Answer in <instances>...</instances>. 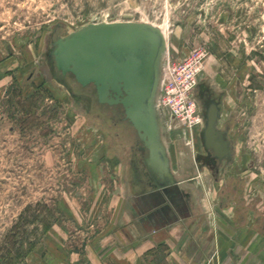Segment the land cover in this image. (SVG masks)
Returning a JSON list of instances; mask_svg holds the SVG:
<instances>
[{
	"label": "rangeland",
	"instance_id": "rangeland-1",
	"mask_svg": "<svg viewBox=\"0 0 264 264\" xmlns=\"http://www.w3.org/2000/svg\"><path fill=\"white\" fill-rule=\"evenodd\" d=\"M124 22L165 34L156 108L174 169L200 151L199 105L182 100L181 85L194 98L204 80L225 95L245 188L235 204L207 207L230 205L238 222L250 210L264 225V0H0V264L83 263L113 226L127 179L117 113L80 105L45 55L83 27Z\"/></svg>",
	"mask_w": 264,
	"mask_h": 264
},
{
	"label": "water",
	"instance_id": "water-1",
	"mask_svg": "<svg viewBox=\"0 0 264 264\" xmlns=\"http://www.w3.org/2000/svg\"><path fill=\"white\" fill-rule=\"evenodd\" d=\"M55 66L83 88L94 85L99 104L121 106L150 151L149 167L176 186L157 119L156 99L167 41L150 23L92 24L54 44ZM220 109L212 102L203 112L214 133Z\"/></svg>",
	"mask_w": 264,
	"mask_h": 264
},
{
	"label": "crops",
	"instance_id": "crops-1",
	"mask_svg": "<svg viewBox=\"0 0 264 264\" xmlns=\"http://www.w3.org/2000/svg\"><path fill=\"white\" fill-rule=\"evenodd\" d=\"M192 193L185 213H142L135 208L136 199L129 200L125 183L113 226L88 244L85 262L75 263L79 260L72 256L70 264H264V225L255 220L261 215L249 210L238 222L235 209L209 211L208 201Z\"/></svg>",
	"mask_w": 264,
	"mask_h": 264
},
{
	"label": "flooded vegetation",
	"instance_id": "flooded-vegetation-1",
	"mask_svg": "<svg viewBox=\"0 0 264 264\" xmlns=\"http://www.w3.org/2000/svg\"><path fill=\"white\" fill-rule=\"evenodd\" d=\"M55 43L56 41L47 49L45 55V65L49 75L71 90L80 105L96 103L104 109L111 108L119 114L118 116L115 112L112 113L110 119L115 128H121V149L127 176L125 183L128 188L129 200L135 198L137 201L135 208L138 212L151 214L160 210L166 214L185 213L189 211L191 201L195 197L192 191H195L197 196H201L203 199L218 200L221 206L223 202H233V199L237 197L235 193L245 190L244 186L237 187L238 185L235 184V167H233L235 165V143L230 138L231 124L229 121L222 120L225 96L223 93H215L214 89L204 80L200 81L194 90V99L199 105L202 123L199 131L200 151L194 155L191 166H187L184 170L181 166L177 171L174 169L173 161L161 135V141L169 158L170 171L176 183V186L172 187L169 179H161L149 167L147 161L150 158V151L141 139L139 132L126 118L123 107L99 104L97 89L94 85L83 88L76 82L74 76L70 74L63 76L57 70L53 55ZM74 85L80 86L83 93H76L73 90ZM208 102L215 103L220 109L214 133L207 130L208 121L203 116V112L208 108ZM198 179L200 180L199 184ZM185 183L190 186L194 185V189L186 188L183 186ZM211 194H214V198Z\"/></svg>",
	"mask_w": 264,
	"mask_h": 264
},
{
	"label": "built area",
	"instance_id": "built-area-1",
	"mask_svg": "<svg viewBox=\"0 0 264 264\" xmlns=\"http://www.w3.org/2000/svg\"><path fill=\"white\" fill-rule=\"evenodd\" d=\"M183 86V90H182V96H183V99L185 102H191L194 100L193 98V93H191V95H188V91L187 89L184 87V85H181ZM196 83L192 86V88H196ZM194 105V104H193ZM197 115L199 116V118L201 119V122H202V118H201V114H200V109L198 110V113Z\"/></svg>",
	"mask_w": 264,
	"mask_h": 264
}]
</instances>
